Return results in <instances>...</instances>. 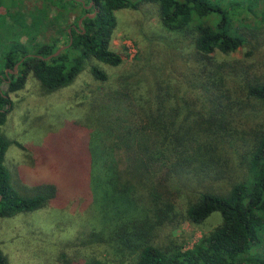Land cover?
I'll return each instance as SVG.
<instances>
[{
    "label": "trees",
    "instance_id": "trees-1",
    "mask_svg": "<svg viewBox=\"0 0 264 264\" xmlns=\"http://www.w3.org/2000/svg\"><path fill=\"white\" fill-rule=\"evenodd\" d=\"M142 1L155 3L159 24L186 42L175 48L185 69L173 85L154 78L133 95L137 107L126 108L118 121L124 136L100 143L102 154L89 152L92 168L111 171L109 222L100 229L106 234L92 235L133 253L130 264H264V69L249 73L245 60L227 58L251 41L264 42L258 35L264 0H0V82L6 86L0 127L12 107L7 93L22 88L28 73L47 92L69 84L89 59L117 65L114 13ZM217 53L226 57L216 59ZM90 72L106 79L97 66ZM245 104L263 122L242 139L230 130L229 116ZM9 143L0 129V217L35 210L57 195L52 184L21 189L11 182L3 163ZM233 156L245 170L225 178ZM166 190L185 193L181 209L163 196ZM214 212L219 222L190 248L161 234L181 218L199 225ZM0 264H7L1 249Z\"/></svg>",
    "mask_w": 264,
    "mask_h": 264
},
{
    "label": "rangeland",
    "instance_id": "rangeland-1",
    "mask_svg": "<svg viewBox=\"0 0 264 264\" xmlns=\"http://www.w3.org/2000/svg\"><path fill=\"white\" fill-rule=\"evenodd\" d=\"M114 14L116 26L111 48L121 58L117 65L89 59L69 84L47 92L28 73L22 88L7 93L12 107L0 129L11 142L3 158L11 182L21 189L52 184L57 191L54 199L35 210L0 217V249L7 264L132 261L133 253L121 251L113 243L92 235L106 234L100 229L109 222L105 213L109 186L105 182L111 171L104 167L97 170L95 164L92 168L89 152L94 156L98 151L102 154L100 143L110 144L113 138L124 136L118 129V121L127 117L126 108L137 107L132 96L142 93L152 79L170 86L180 80L178 73L185 68L175 48L185 46L186 42L178 33L159 24L155 3L142 1L136 9L122 8ZM51 35L52 32L47 39ZM216 56V59L226 57L219 53ZM227 58L245 60L244 69L249 73H254L253 69L259 65L264 69L263 39L237 48ZM93 65L106 74V79L91 74ZM0 88H6L3 81ZM229 117H232L230 130L242 139L250 137L251 128L263 122L262 114L250 104ZM125 147L126 150L128 146ZM244 170L233 156L225 178L236 179ZM166 192L168 195L163 196L176 204L174 208L184 206L185 193L177 197L173 191ZM219 220L215 212L199 225L181 218L177 227L166 225L161 234H168L182 248H190Z\"/></svg>",
    "mask_w": 264,
    "mask_h": 264
},
{
    "label": "water",
    "instance_id": "water-1",
    "mask_svg": "<svg viewBox=\"0 0 264 264\" xmlns=\"http://www.w3.org/2000/svg\"><path fill=\"white\" fill-rule=\"evenodd\" d=\"M92 14H89L88 16H91ZM81 18L78 20V24L80 22ZM64 46H60L58 47L52 54L46 56V58H49L50 56H53V55H56L58 54L62 49H63ZM11 72H15V66H14V70H12Z\"/></svg>",
    "mask_w": 264,
    "mask_h": 264
}]
</instances>
